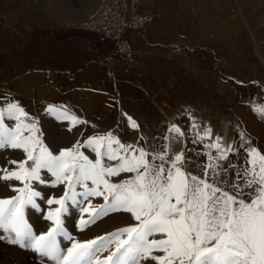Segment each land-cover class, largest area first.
Instances as JSON below:
<instances>
[{
    "label": "crops",
    "instance_id": "obj_1",
    "mask_svg": "<svg viewBox=\"0 0 264 264\" xmlns=\"http://www.w3.org/2000/svg\"><path fill=\"white\" fill-rule=\"evenodd\" d=\"M257 2L264 0H253L249 7ZM142 8L160 12L145 27L130 31L142 50L133 62L118 63L115 75H109L107 67L97 61L111 47L110 39L100 33L71 30L63 37L58 31L51 36L41 30L27 31L25 75L17 83V88L25 89V112L33 111L31 101L42 99L44 104V95L31 89L45 84L46 71L59 76L79 72L102 96L97 127L121 144L152 155L166 153L168 158L183 153V159L189 158L192 146L204 159L210 154L206 148L217 137L221 146L232 150L261 143L264 114L257 108L264 107V31L258 24L252 30L253 19H242L246 36L235 37L233 21L221 28L211 26L196 13L156 0H144ZM259 24L264 25V17ZM5 28L0 25L2 39L7 36ZM48 40L53 43L51 56ZM31 44L36 46L34 51ZM50 85L60 90L63 84L58 80ZM13 89L4 88L10 94ZM129 118L138 127L133 128ZM174 125L183 135L170 131ZM209 129L210 135L204 136ZM22 133L34 139L37 135L26 127ZM182 170L193 175L185 166ZM243 199L249 200L248 195Z\"/></svg>",
    "mask_w": 264,
    "mask_h": 264
},
{
    "label": "snow or ice",
    "instance_id": "obj_2",
    "mask_svg": "<svg viewBox=\"0 0 264 264\" xmlns=\"http://www.w3.org/2000/svg\"><path fill=\"white\" fill-rule=\"evenodd\" d=\"M48 111L56 113L60 119L81 122L55 108ZM257 111L264 114V107H258ZM7 115L19 119L27 114L16 104H9ZM4 116V110L0 109V148H23L34 167L29 170L25 167L27 161L21 162L19 171L0 170L3 172L0 179L43 183L40 169L46 168L56 178L54 185L66 183L72 190L71 196L65 192L60 199L47 200L48 204L60 207L48 212L47 219L54 222V227L41 235H34L24 219L25 205L38 207L35 198L40 196L39 192L32 190L30 183L15 189L19 195L0 199V229L15 233L12 243L30 247L50 257L56 264H140L141 260L147 259L156 264H264V154L258 150L247 149L249 166L242 173H235L243 177L242 184L225 182L229 189L225 191L223 187L208 182L207 171L204 179L185 173L182 170L183 153L174 158H168L166 153L158 154L152 157L153 161H161L156 165L149 163V153L143 148L121 144L111 134L86 141L87 146L101 157L95 163L79 151V144L59 156H53L41 146L39 154L33 156L34 145L40 142L34 136L21 138V132L26 127L34 133L35 125L18 124L12 131L3 125ZM131 126L138 127L135 121H131ZM170 131L183 135L175 125ZM209 135L210 129L205 130L204 136ZM30 143L33 147L29 146ZM114 143L117 148H113ZM102 147L106 149L103 152ZM208 147L219 151L220 155L215 159H227V152L232 151L221 146L219 137ZM121 150L125 155L120 154ZM105 156L120 163L115 167L106 166L103 162ZM166 160L170 164L167 169L163 163ZM212 160L209 154L207 167L213 169V175H216L217 165ZM122 172L135 173V176L120 183H110L106 178L119 176ZM89 180L94 187H88ZM76 184L84 187L83 193L75 192ZM244 188L251 190L247 193L250 202L241 198ZM77 195H82L85 200L96 196L105 200V204L98 208H92L89 201L88 207L81 209L82 212H90L89 220L81 219V229L88 223H94L101 213L106 215L109 210L127 212L137 223L93 240L75 241L63 230L60 216L62 211H67L65 201L71 199L76 203ZM59 234L73 241L66 252L58 245L56 236ZM156 234L164 238L149 239ZM109 249L112 250L101 259L98 253ZM157 251L162 255H153Z\"/></svg>",
    "mask_w": 264,
    "mask_h": 264
},
{
    "label": "rangeland",
    "instance_id": "obj_3",
    "mask_svg": "<svg viewBox=\"0 0 264 264\" xmlns=\"http://www.w3.org/2000/svg\"><path fill=\"white\" fill-rule=\"evenodd\" d=\"M250 1L244 0H156V2L164 3V5L175 7L187 13H196L201 19H205L211 26L224 27L227 22H235V32L232 36L240 37L246 36L248 29H242V19H253L254 24H251L252 30L262 29L264 25H260V18L264 17V3L257 2L249 7ZM96 0H0V25H5L6 37L0 39V109L4 110L5 116L2 121L3 125L7 126L9 130L14 131L18 122H29V125H35L36 140L39 144H35L33 148V156L39 154L40 147H46L53 156H59L61 152L67 149H73L78 144L79 151L87 156L93 163L97 159H101L96 152L88 147L86 141L93 137H105L106 133L99 129V110L101 105V94L92 88V83L81 79L79 72H61L57 75L54 72L46 71L44 73L45 84L36 89H31L32 92H37L40 96L44 95V104L37 100L31 101L33 111L25 112V89L17 88L18 79L25 75V33L27 31H45L46 35L56 34L59 32L60 36H65L71 30H83L68 26L65 21L68 18H78L86 14V12L94 5ZM260 3L261 6L252 9L255 4ZM228 6V7H227ZM160 12V10L155 9ZM67 32V33H66ZM78 32V31H77ZM49 44V45H48ZM52 40L47 41L48 55L51 54ZM35 45H30V50L34 51ZM65 59V58H63ZM51 59L49 61V64ZM53 66V63L51 64ZM31 75V76H30ZM33 76V72L29 73ZM59 77V78H58ZM65 78V79H64ZM71 79V81H70ZM62 80V88H53L50 82ZM5 87H13L10 94L6 93ZM9 104H16L23 109L26 116H20L16 119L14 116L7 115V107ZM35 108V110H34ZM49 108H55L59 112H66L68 117H74L76 121L73 123L72 119H60L56 113L49 112ZM16 115H19L17 113ZM263 124V141L259 144H250L248 148H254L259 153L264 154V118ZM257 135V133H253ZM230 135V132L228 133ZM25 135L21 132V138ZM106 145V141L104 142ZM130 145V144H127ZM126 145V146H127ZM212 145V144H209ZM33 147L32 144L29 145ZM133 146V145H131ZM118 146L113 144V148ZM134 147V146H133ZM223 147V146H222ZM135 148V147H134ZM226 149V147H223ZM245 150H232L227 152V159H215L220 155L216 148L208 147L206 151L213 155L212 163H215L216 175H213V169L208 168L209 158L201 159V152L192 148L188 149V159H183L182 168L190 170L192 176L204 179V175H199L200 170L207 171V180L209 183H215L217 187H223L228 191L227 184H242L243 177L236 176L235 173H242L249 165L247 163L248 152ZM104 147L101 152L105 151ZM121 155L125 153L121 150ZM130 155V153H129ZM157 155L149 154V163L159 165L160 160L153 161L152 157ZM174 158V156L172 157ZM12 161L17 163L13 164ZM27 161L25 164L29 170L34 167L33 161L27 159V152L23 148H12L7 146L0 148V170L7 172L19 171L18 165L21 162ZM103 162L106 166H117L119 160H109L106 156L103 157ZM165 169L170 167L166 161L163 162ZM3 172L0 171V176ZM135 173L122 172L119 176L106 177L110 183H120L123 180L133 179ZM55 176L46 168L40 169V180L19 181L15 179L4 180L0 179V199H11L19 193L15 190L24 187L25 183H30L32 190L39 192L40 196L35 198V203L38 207L32 205H25L24 219L27 225L31 228L34 235L45 234L54 227V222L47 219L49 211H55L60 207L57 204H48L49 199H60L64 197L65 192L69 196L72 195V190L67 187L66 183L53 184ZM88 187H94L92 181H87ZM84 187L81 184H76L75 192L83 193ZM250 189L244 188V198ZM235 195V193H230ZM111 200V197H109ZM76 203L71 199L65 201L67 211H62L60 219L63 230L71 235L75 241L85 242L93 240L100 236H106L118 229L134 226L137 222L131 214L124 211H111L105 215L101 213L95 218L94 223H88L81 229L80 221L90 219V212H82L81 209L88 207V202H91L92 208H98L105 204V200L101 196L88 197L84 199L82 195L76 196ZM246 201V200H245ZM246 202H250L247 200ZM15 233L5 229H0V264H56L50 257H45L41 253L36 252L27 246L12 243ZM164 238L161 234H156L149 239ZM60 249L64 252L72 246L73 241L67 239L63 234L56 236ZM102 251L98 253L101 259L106 257L109 252ZM153 255H162L161 252H154ZM140 264H156L151 259L141 260Z\"/></svg>",
    "mask_w": 264,
    "mask_h": 264
},
{
    "label": "built area",
    "instance_id": "obj_4",
    "mask_svg": "<svg viewBox=\"0 0 264 264\" xmlns=\"http://www.w3.org/2000/svg\"><path fill=\"white\" fill-rule=\"evenodd\" d=\"M144 0H96L85 15L68 18L65 23L74 28L100 33L111 41L97 61L115 75L118 63H131L141 52L130 31L145 27L159 14L155 9L142 8Z\"/></svg>",
    "mask_w": 264,
    "mask_h": 264
},
{
    "label": "bare ground",
    "instance_id": "obj_5",
    "mask_svg": "<svg viewBox=\"0 0 264 264\" xmlns=\"http://www.w3.org/2000/svg\"><path fill=\"white\" fill-rule=\"evenodd\" d=\"M258 6H261V4H260V3L255 4V5L252 7V9H255V8L258 7Z\"/></svg>",
    "mask_w": 264,
    "mask_h": 264
}]
</instances>
